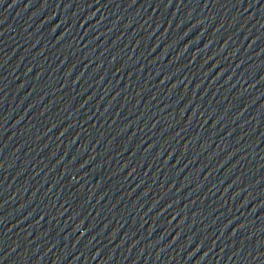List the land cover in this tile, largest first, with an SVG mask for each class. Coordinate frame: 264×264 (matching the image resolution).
Masks as SVG:
<instances>
[{
    "label": "water",
    "instance_id": "1",
    "mask_svg": "<svg viewBox=\"0 0 264 264\" xmlns=\"http://www.w3.org/2000/svg\"><path fill=\"white\" fill-rule=\"evenodd\" d=\"M0 264H264V0H0Z\"/></svg>",
    "mask_w": 264,
    "mask_h": 264
}]
</instances>
